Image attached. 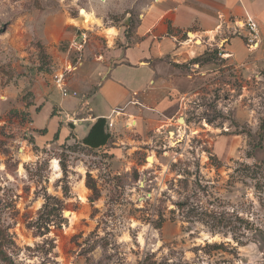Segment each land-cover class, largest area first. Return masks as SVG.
Returning a JSON list of instances; mask_svg holds the SVG:
<instances>
[{
	"label": "rangeland",
	"instance_id": "374dc122",
	"mask_svg": "<svg viewBox=\"0 0 264 264\" xmlns=\"http://www.w3.org/2000/svg\"><path fill=\"white\" fill-rule=\"evenodd\" d=\"M155 1L0 0V264H264V68L216 56L171 124H132L100 150L33 130L35 92H66L56 79L68 82L69 64L122 47ZM84 29V49L68 52ZM213 214L239 219L236 240L211 232ZM205 243L224 249L196 260Z\"/></svg>",
	"mask_w": 264,
	"mask_h": 264
},
{
	"label": "crops",
	"instance_id": "0c3cea01",
	"mask_svg": "<svg viewBox=\"0 0 264 264\" xmlns=\"http://www.w3.org/2000/svg\"><path fill=\"white\" fill-rule=\"evenodd\" d=\"M246 18L260 30L253 52L245 46L244 30L234 34L233 22ZM213 51L225 65L264 68V0H156L122 47L107 44L81 55L67 72V96L50 86L35 92V106L27 109L33 130L46 129L43 137L54 141L73 135L80 142L98 118L107 121L111 134L132 124L138 131L162 129L180 111L179 100L189 94L184 88L207 76L214 61L203 60Z\"/></svg>",
	"mask_w": 264,
	"mask_h": 264
},
{
	"label": "trees",
	"instance_id": "16d2710c",
	"mask_svg": "<svg viewBox=\"0 0 264 264\" xmlns=\"http://www.w3.org/2000/svg\"><path fill=\"white\" fill-rule=\"evenodd\" d=\"M215 54H217L216 51H213L209 54V57L205 58L203 61H213L215 58ZM202 59H197L196 62L201 61ZM107 121L104 118H98L93 125L90 127V130L88 132V134L79 142V144L88 150H100L102 147L108 145V143L112 140V134L108 131L107 128ZM38 132L45 134L46 133V129H42V130H38ZM58 138V132L54 135V139L57 140ZM68 139V138H67ZM61 168L63 170H65V165L63 163H61ZM248 169V168H247ZM249 170V169H248ZM87 188L92 191L93 193V199L90 200L91 202L94 201V199H96L98 197V191L92 186V185H88V183L86 184ZM49 200H53V198L51 197H47L46 198V202L42 207L41 213H40V219H44L42 217L46 216V220H44V224L50 222L48 220L49 216L51 215L50 212H48L49 209ZM179 207H182V204H178ZM54 208H51L50 210L53 211ZM211 218V223L208 226L209 229L211 230V232L213 234L215 233H220L223 232V230L225 231L224 234H230L233 238V240H236L235 238V227L234 223L239 221V219L235 218L234 221L232 220H227L224 216H222V214H213L212 216H210ZM46 221V222H45ZM44 235V234H41ZM1 238V236H0ZM224 249L223 244H217V243H205L204 247L200 248V247H195L193 248V253L195 254V259L197 260L198 258H200L198 251L199 250H203L205 251L204 254L209 255L211 252H216L219 253L220 250ZM0 257H3V253L2 250L0 249ZM150 257H146L143 260L142 264H146L148 262V259ZM193 264V263H192Z\"/></svg>",
	"mask_w": 264,
	"mask_h": 264
},
{
	"label": "built area",
	"instance_id": "2783aa9c",
	"mask_svg": "<svg viewBox=\"0 0 264 264\" xmlns=\"http://www.w3.org/2000/svg\"><path fill=\"white\" fill-rule=\"evenodd\" d=\"M233 25L235 27V35H240V30H244L246 32L245 46L247 50L249 52H253L254 50H256L259 43L260 30L255 20L252 18H246L245 20L240 22H233ZM87 38V30H79L71 40L69 44V50H72L76 53H81L84 45L87 42ZM74 70L75 68L71 67V65H69V67H67L66 69L67 72H73ZM63 79V75L56 79V84L59 88H62L64 86ZM62 95L67 96V93L63 91ZM71 96L76 97L77 93L72 92ZM109 126H111V124H109Z\"/></svg>",
	"mask_w": 264,
	"mask_h": 264
},
{
	"label": "bare ground",
	"instance_id": "6f19581e",
	"mask_svg": "<svg viewBox=\"0 0 264 264\" xmlns=\"http://www.w3.org/2000/svg\"><path fill=\"white\" fill-rule=\"evenodd\" d=\"M80 16H81V19H82L84 25H90V24L96 23V20L93 18V16L91 14H88L84 10H82L80 12ZM105 32L109 36L115 35V30H113L112 28L105 29ZM193 37H194V35L191 34L190 38H193ZM178 122H179V124H184V119L182 118ZM170 136L172 137V134H170ZM22 154H23V151H22ZM148 163H153V157H150ZM84 195H85V189H82L81 190V195H80V199L81 200H84V197H83ZM66 216H69L70 222H73L74 219L76 218V216L73 213H69V212L66 213Z\"/></svg>",
	"mask_w": 264,
	"mask_h": 264
},
{
	"label": "water",
	"instance_id": "95a60500",
	"mask_svg": "<svg viewBox=\"0 0 264 264\" xmlns=\"http://www.w3.org/2000/svg\"><path fill=\"white\" fill-rule=\"evenodd\" d=\"M180 119H182V118H180ZM180 119H179V120H180ZM149 159H150V157H148V158L146 159V161L148 162ZM66 213H67V212L64 213L65 216H66Z\"/></svg>",
	"mask_w": 264,
	"mask_h": 264
}]
</instances>
